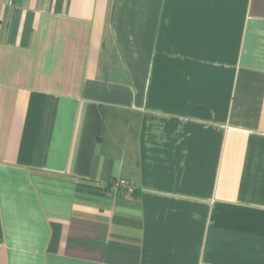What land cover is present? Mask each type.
I'll return each mask as SVG.
<instances>
[{
  "label": "crops",
  "instance_id": "1",
  "mask_svg": "<svg viewBox=\"0 0 264 264\" xmlns=\"http://www.w3.org/2000/svg\"><path fill=\"white\" fill-rule=\"evenodd\" d=\"M0 264H264V0H0Z\"/></svg>",
  "mask_w": 264,
  "mask_h": 264
},
{
  "label": "built area",
  "instance_id": "2",
  "mask_svg": "<svg viewBox=\"0 0 264 264\" xmlns=\"http://www.w3.org/2000/svg\"><path fill=\"white\" fill-rule=\"evenodd\" d=\"M135 190V186L129 180L126 179H117L113 181L111 187V194H126L131 195Z\"/></svg>",
  "mask_w": 264,
  "mask_h": 264
}]
</instances>
